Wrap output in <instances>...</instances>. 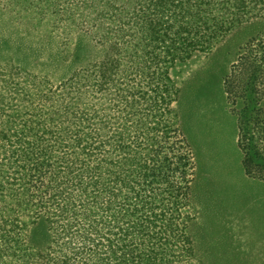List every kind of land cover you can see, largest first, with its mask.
Segmentation results:
<instances>
[{
  "label": "trees",
  "instance_id": "obj_1",
  "mask_svg": "<svg viewBox=\"0 0 264 264\" xmlns=\"http://www.w3.org/2000/svg\"><path fill=\"white\" fill-rule=\"evenodd\" d=\"M8 1L7 10L92 38L101 19L122 45L112 52L101 36L106 56L80 68L67 61L55 71L57 85L0 80V264H53L49 255L37 262L44 254L28 242L40 222L50 240L45 252L55 250L60 264L73 260L66 250L85 254V264H181L178 245H191V218L186 195L169 181L187 164L183 154L172 163L181 142L171 71L237 27L264 20V0ZM6 84L25 92L10 97Z\"/></svg>",
  "mask_w": 264,
  "mask_h": 264
},
{
  "label": "rangeland",
  "instance_id": "obj_2",
  "mask_svg": "<svg viewBox=\"0 0 264 264\" xmlns=\"http://www.w3.org/2000/svg\"><path fill=\"white\" fill-rule=\"evenodd\" d=\"M8 3L0 0V80L9 84L27 81L38 85L51 79L57 85L62 79L55 71L62 70L67 61V65L77 62L80 68L106 56V50L96 43L101 36L107 38L112 52L121 44L114 33L117 29L110 30L108 23L94 15L90 19L102 26L97 34L90 23L84 24L96 38L84 32L74 34L69 27L63 28L64 23L52 28L51 21L42 22L34 12L5 9ZM74 18L80 30L78 12ZM194 56L171 71L175 87L171 96L178 91L172 103L177 114L174 136L181 142L174 148L172 163L176 168L174 158L183 154L187 164L178 173L175 170L178 180L169 177V181L186 195L191 218L192 249L179 242L178 252H184L185 258L178 260L181 264L186 260L191 264H264V20L237 27L210 51ZM6 86L10 97L25 92ZM248 107L251 113H246V119ZM22 110H28L27 106L19 111L24 116ZM5 111L9 116L16 109L11 106ZM251 142L255 157L248 145ZM179 148L182 152L177 154ZM64 238L68 241L70 237ZM102 239L106 242L107 237ZM28 242L44 254L37 262H46L49 257L44 256L49 255L53 264H60V258L53 259L55 250L45 252L50 240L43 222L29 232ZM71 252L66 250L73 258L70 264H85V254Z\"/></svg>",
  "mask_w": 264,
  "mask_h": 264
}]
</instances>
